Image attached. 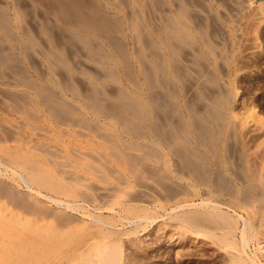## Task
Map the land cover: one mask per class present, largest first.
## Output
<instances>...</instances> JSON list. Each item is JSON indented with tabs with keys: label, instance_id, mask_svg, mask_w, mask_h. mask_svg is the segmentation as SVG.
Here are the masks:
<instances>
[{
	"label": "rangeland",
	"instance_id": "rangeland-1",
	"mask_svg": "<svg viewBox=\"0 0 264 264\" xmlns=\"http://www.w3.org/2000/svg\"><path fill=\"white\" fill-rule=\"evenodd\" d=\"M107 260L264 264V0H0V264Z\"/></svg>",
	"mask_w": 264,
	"mask_h": 264
},
{
	"label": "bare ground",
	"instance_id": "bare-ground-1",
	"mask_svg": "<svg viewBox=\"0 0 264 264\" xmlns=\"http://www.w3.org/2000/svg\"><path fill=\"white\" fill-rule=\"evenodd\" d=\"M221 215V214H220ZM244 222V221H243ZM244 242H243V247H246V245H247V242L246 241H248V240H243ZM262 244V243H261ZM245 251V250H244ZM246 257V256H245ZM252 257V256H251ZM240 259V258H239ZM259 259V258H258ZM251 260V259H250ZM253 261V260H252ZM107 262H108V260H107ZM255 262V261H254ZM261 263H262V261H260ZM260 263V264H261ZM108 264H109V262H108ZM233 264V263H232Z\"/></svg>",
	"mask_w": 264,
	"mask_h": 264
}]
</instances>
